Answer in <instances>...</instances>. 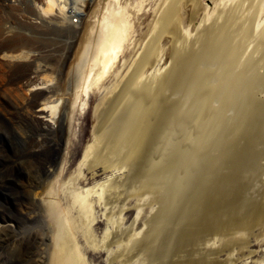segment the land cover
<instances>
[{
	"label": "bare ground",
	"instance_id": "obj_1",
	"mask_svg": "<svg viewBox=\"0 0 264 264\" xmlns=\"http://www.w3.org/2000/svg\"><path fill=\"white\" fill-rule=\"evenodd\" d=\"M207 1L211 11L201 0L162 2L130 67L94 112L98 143L90 155L85 153L91 157L90 165L125 158L139 181L135 193L154 194L160 207L141 231L115 230L101 244L91 229L90 192L74 195L79 215L74 219L72 208L61 205L53 180L41 192L45 225L26 228L40 243L34 264H92L90 259L97 264H215L210 235L230 236L223 242L228 247L240 241L236 232L264 220V201L248 200L247 205L244 193L264 167L260 161L264 158V0ZM43 3L45 12L60 17L53 0ZM91 6L86 4L87 12ZM183 10L196 27L190 38L183 27ZM123 16L116 15L114 24H106L110 17L106 18L105 39L100 40V49L95 47L98 55H93L98 68L92 67L94 73L89 65V72L81 75L74 102L114 65L130 29ZM88 24L83 35L90 30ZM163 41L169 44L164 67L159 56ZM50 86L48 79L36 77L28 90ZM56 101L47 99L35 109L47 127L57 122ZM179 131L183 136L176 140ZM168 144L174 148L170 153ZM167 170L173 172L171 181ZM113 189L109 188L108 197ZM29 216L41 218L38 213ZM12 227L9 220L0 222L1 231ZM23 233H17L15 240H24ZM112 246L117 249L109 252ZM104 254L109 255L108 263L100 260Z\"/></svg>",
	"mask_w": 264,
	"mask_h": 264
},
{
	"label": "rangeland",
	"instance_id": "obj_2",
	"mask_svg": "<svg viewBox=\"0 0 264 264\" xmlns=\"http://www.w3.org/2000/svg\"><path fill=\"white\" fill-rule=\"evenodd\" d=\"M53 1L60 8V17H56L55 12H45L43 0H0V222L9 220L14 226L10 230H0V264H34L40 243L26 228L29 225H45L41 192L53 180H56L61 205L66 207L67 204L72 208L69 210L74 219L79 216L74 209L77 208L74 195L78 191L90 192L93 202L91 229L99 241L107 233L119 229L122 232L141 231L160 207L154 194L148 191L135 193L139 181L134 179L133 168L123 160L125 158H117L111 164L101 162L90 165L89 155L98 143L94 142V112L100 102L111 95L130 67L148 26L156 19L157 10L165 0H142L140 3L137 0ZM201 1L211 11L210 3ZM89 3L92 6L87 12L85 6ZM107 7L110 12L106 15L107 10L103 15ZM118 14L124 15L123 20L130 23L125 44L104 80L92 83L95 85L90 86L87 93L81 91L83 94L80 92L74 102L75 91L79 93L75 84L84 72L87 73L89 65L95 70L98 68V62L94 61L97 60L94 57L98 55L96 52H99L96 49H100L99 45L105 39L106 24H114L112 22ZM105 15L111 21H107L104 27ZM181 16L188 37H193L196 34L195 25L185 18L184 10ZM87 24L90 30L84 36L83 29ZM167 44L163 41L160 48V65L165 62L162 67L168 62ZM20 51L29 54L18 56ZM36 77L37 80L48 79L51 88L28 90V85ZM51 98L58 100L54 110L57 122L47 127L36 116L35 109ZM181 135L180 131L176 133V140ZM167 146V153L174 150L172 144ZM87 151L89 155L86 157ZM260 161L263 167L264 158ZM261 170L257 175L261 180L257 176L253 181L250 179L245 189L247 205L249 201H264V167ZM166 175L167 180L173 179V172L167 170ZM170 175L172 178H168ZM111 186L113 193L108 197ZM102 187L104 194L100 195ZM30 213H38L41 218L35 216L33 219ZM261 223L240 229L235 233L240 241L228 247H224L223 242L230 236L210 235L208 240L216 251L215 264H264V220ZM75 225L80 227L77 219ZM19 230L27 232L23 233L24 240H15ZM82 239L81 242L86 244ZM111 248L109 252L117 249L116 246ZM108 256L104 254L101 262L108 263ZM90 262L97 264L91 259Z\"/></svg>",
	"mask_w": 264,
	"mask_h": 264
}]
</instances>
